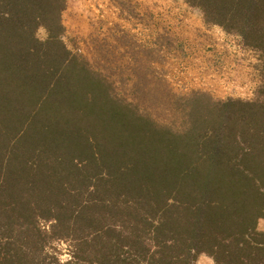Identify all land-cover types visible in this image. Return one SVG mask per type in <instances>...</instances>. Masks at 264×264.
I'll return each instance as SVG.
<instances>
[{"label": "trees", "instance_id": "16d2710c", "mask_svg": "<svg viewBox=\"0 0 264 264\" xmlns=\"http://www.w3.org/2000/svg\"><path fill=\"white\" fill-rule=\"evenodd\" d=\"M184 1L262 83L172 127L67 47L66 0H0V264H264V0Z\"/></svg>", "mask_w": 264, "mask_h": 264}, {"label": "rangeland", "instance_id": "374dc122", "mask_svg": "<svg viewBox=\"0 0 264 264\" xmlns=\"http://www.w3.org/2000/svg\"><path fill=\"white\" fill-rule=\"evenodd\" d=\"M61 18L67 47L120 104L158 125L180 126L190 98L250 100L262 83L257 54L184 0H66ZM196 264L215 263L200 255Z\"/></svg>", "mask_w": 264, "mask_h": 264}]
</instances>
